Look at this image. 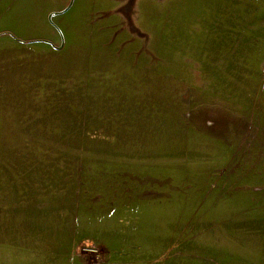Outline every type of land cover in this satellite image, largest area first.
Masks as SVG:
<instances>
[{
	"label": "rangeland",
	"instance_id": "obj_1",
	"mask_svg": "<svg viewBox=\"0 0 264 264\" xmlns=\"http://www.w3.org/2000/svg\"><path fill=\"white\" fill-rule=\"evenodd\" d=\"M0 264H264V0H0Z\"/></svg>",
	"mask_w": 264,
	"mask_h": 264
},
{
	"label": "water",
	"instance_id": "obj_2",
	"mask_svg": "<svg viewBox=\"0 0 264 264\" xmlns=\"http://www.w3.org/2000/svg\"><path fill=\"white\" fill-rule=\"evenodd\" d=\"M58 13H60V12L51 13V14L49 15V19H51L52 15H54V14H58Z\"/></svg>",
	"mask_w": 264,
	"mask_h": 264
}]
</instances>
